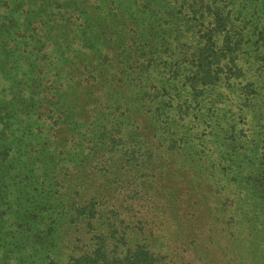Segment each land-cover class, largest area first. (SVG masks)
Instances as JSON below:
<instances>
[{
  "label": "trees",
  "instance_id": "1",
  "mask_svg": "<svg viewBox=\"0 0 264 264\" xmlns=\"http://www.w3.org/2000/svg\"><path fill=\"white\" fill-rule=\"evenodd\" d=\"M12 1L4 0L7 16L0 24V264H27L28 257L22 256L23 249H31L29 242L33 243L32 258L44 264H169L165 254L145 244L128 243L126 226L112 216L105 217L103 210H97V195L73 214V220L86 222L88 219L87 227L97 230L92 236L94 244L77 255H69L67 260L53 252L52 236L57 229L47 222L43 224L46 228L40 227L41 221L52 216H39L42 211L39 204L28 214L30 218L25 219L27 230L14 227L29 209L26 200L32 195L28 185L21 190V180L30 178L32 189H40L41 177L34 175L38 169L35 161L19 166L28 147L32 156L43 150L36 133L41 126L34 121L55 117L67 124L71 119L73 139L68 147L79 158H84L77 163L80 171L88 163L85 157L95 158L94 154L100 151H119L126 163L136 166L134 176L138 183L142 181L147 186L156 182L154 178L158 174L164 177V172L159 173L164 158L180 154L193 177L200 174L205 181H226L237 154L248 148V132L254 135V141L260 137L264 140V0H172L160 23L144 33H139V24L134 25L132 21L137 13L159 12L157 2L95 0L94 12H90L93 15H87L76 0L70 6L68 20L58 26L61 31L55 34L50 31L42 39L34 38L38 55L34 60L26 56L25 61L15 53L30 43L29 36L23 35L21 43L17 42L15 7H9ZM80 1L84 5V0ZM78 22L80 27L71 37L64 29ZM128 25L136 29V35H130L133 30H128ZM46 38L51 40L48 44ZM130 44H133V54L126 53L124 58L132 60L123 66L120 79L131 94H127L126 101L112 105L114 111H121L120 115L127 118V122L118 123L113 131L104 126L98 135L95 129L88 139L87 130L76 120L71 107L64 116L56 113L60 108L57 92L66 96L69 87H64V83H71V79H60L58 67H63L64 62L71 64L69 57L77 58L86 72L97 60H107L111 47L123 49ZM24 78L31 79L27 84L30 88L42 89L48 80L51 83L33 95L32 91H19ZM52 88L57 92L50 96L48 91ZM22 101L31 109L22 108ZM75 103H79V99ZM140 114L146 115L148 128L153 129L150 130L152 135L159 140L154 147L146 148L141 139L121 130L134 123V117ZM234 114L238 117H233ZM229 116L230 121L221 125L220 121ZM94 137H98V142L97 139L93 142ZM214 146L222 148L217 156H213ZM53 147L58 154L59 145L51 144L50 148ZM26 167L30 176L24 170ZM13 169L15 173L11 175ZM72 186L62 184L56 191L63 188L61 193L69 200V194L79 192ZM137 187L133 186L132 191H137ZM160 192L151 194L153 200L162 198L163 192L171 195L169 191ZM41 194L48 198L50 193L42 190ZM8 197L19 202L24 200V203L15 202L19 208L13 210ZM39 217L43 220L34 222ZM97 220L107 226L106 230L93 224ZM8 239H23L25 243L21 246L14 241L15 248H8L11 242ZM239 245L245 249L241 242ZM31 255L28 256L31 258Z\"/></svg>",
  "mask_w": 264,
  "mask_h": 264
},
{
  "label": "rangeland",
  "instance_id": "2",
  "mask_svg": "<svg viewBox=\"0 0 264 264\" xmlns=\"http://www.w3.org/2000/svg\"><path fill=\"white\" fill-rule=\"evenodd\" d=\"M77 1L79 3L77 6L84 8L87 15H93L90 12H94L95 0H84V5L80 4V0ZM149 1L152 4L157 2L160 5V11L154 13L150 11L149 14L144 11L135 15L132 22L134 25L139 24V33L147 32L152 26H157L166 15L164 12L166 8L173 4L172 0ZM75 2L76 0H13L9 7H15L14 18L18 23L19 38L17 42L24 39L23 35H28L29 39H27L30 41L25 45L24 50H18L15 56H19L22 61H25L26 56L34 60L38 55L36 39L47 37L50 31L53 34L60 32L58 26L68 20L70 6L72 7ZM0 3L1 24L7 15L4 0ZM129 5L132 4L129 3ZM140 8L143 9V7ZM78 27H80L79 22L77 25H68L64 30L73 37ZM127 29L133 30L130 35H136L134 31L136 29H132L130 25ZM46 41L48 44L51 40L46 38ZM129 43H131L130 40ZM124 49L125 53L120 54ZM108 51L107 60L103 62L97 60L96 64L91 65L86 72L77 58H67L71 64L64 62L63 67H58L62 81L71 79L70 84L64 83V87H69L67 95L60 96V92H57L55 88L48 91L50 96L57 92L60 97V108L56 111L58 116L68 114L67 108L71 107L76 120L83 125L84 130H87L86 138L88 139L95 129L98 135L104 126L105 129L113 131L118 123L127 122V118L120 115L121 111H114L112 105L126 101L125 98L130 93L128 88L124 87L120 74L123 66L132 60L124 58V55L133 54V44L123 49L111 47ZM24 66L27 67L26 63ZM71 66H75L76 69H72ZM26 78L22 80L19 91H32L33 95L38 94L45 85L51 83L48 80L41 87L42 89L39 86L30 88L27 84L31 79ZM128 78L130 77H125L126 80ZM76 99H79L77 104ZM20 104L25 110L31 109L25 101ZM233 111L234 109L230 110L229 114L231 115ZM233 117L238 116L234 114ZM24 118L27 119L28 116ZM134 118V123L128 127H122L121 130L131 134L137 140L141 139L146 148L156 146L159 140L152 135L150 131L152 128H148L146 115L140 114ZM230 119L231 116L220 121L221 125H225ZM59 120L54 117L48 118L47 121L43 119L41 122L34 121L41 126L40 131L36 133L43 150L32 156L29 151L31 147H28L23 156V162L18 165L22 166L26 162L35 161L34 164L38 166V169L34 175L36 178L41 177L40 189L37 191L32 189L30 178L29 181L21 180V190L28 185L34 197L32 201V195L28 197L26 206L29 209L23 218L17 220L14 227H18L21 231L27 230L28 225L25 219L30 218L28 214L35 205L39 204L42 208L39 216H52L41 221L40 227L46 228L43 224L47 222L57 229L52 236L55 242L53 252L63 260H67L69 255H77L80 250L89 249L90 244H94L92 236L97 230H90L87 227L88 219L86 222L73 220V214L88 204L93 195H97L99 202L97 210H103L105 217L112 216V219H117L126 226L128 243L145 244L152 250L165 254L169 264H264V140L261 137L254 141V135L250 131L247 139L244 137L248 141V148L237 154V160L226 174V181L219 183L205 181L200 174L193 177L182 162L184 157L180 159L179 154L175 158L170 156L164 158L165 166L162 167V163L159 168V173L164 172V177L158 174L154 178L156 182L150 181L151 185L144 186L142 181L138 183L137 177L134 176L137 173L136 166L130 162L126 163L119 151L114 153H109L107 150L100 151L94 154L95 158L85 157L88 163L80 171L77 163L84 161V158L82 156L79 158L68 147L70 140L73 139L71 132H73L72 124L74 123L70 118L67 124ZM147 131L150 132L147 133ZM92 139L93 142L96 139L98 142V137ZM29 142L33 143L31 139ZM51 144L59 145L58 154H55L54 147L50 148ZM221 149L214 146L213 156L219 155ZM24 170L27 173L30 172L28 167ZM11 172L10 174L13 175L15 169ZM41 182L44 183L41 185ZM62 184L73 185L72 189L78 190V194H69L68 200V197L61 193L63 188L56 191ZM133 186H138L137 191H132ZM42 190L50 193L48 198L41 194ZM158 191H169L171 195L163 192L164 196L160 192L162 198L153 200L151 194ZM168 197L170 199H167ZM10 198L8 197L7 200L12 202L13 210L19 208L17 203H24V200L19 202L14 197ZM40 220L43 219L39 217L34 222L37 223ZM93 224L100 230L107 228L99 220L94 221ZM22 240L8 239V242L11 241L8 248H15L16 244L12 243L14 241L22 246L25 243ZM240 242L245 249H241ZM32 244L27 243L31 249ZM31 249H23L22 257H28L27 264H33L34 260L36 264H44L40 259L32 258ZM28 255H31V258Z\"/></svg>",
  "mask_w": 264,
  "mask_h": 264
}]
</instances>
